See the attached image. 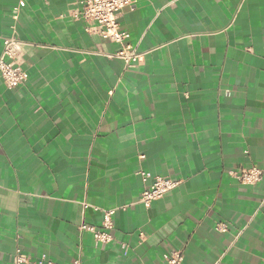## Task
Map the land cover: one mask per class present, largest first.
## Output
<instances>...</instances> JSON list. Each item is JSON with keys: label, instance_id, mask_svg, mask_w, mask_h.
<instances>
[{"label": "crops", "instance_id": "0c3cea01", "mask_svg": "<svg viewBox=\"0 0 264 264\" xmlns=\"http://www.w3.org/2000/svg\"><path fill=\"white\" fill-rule=\"evenodd\" d=\"M74 8L0 0V55L15 24L29 73L0 72V264H264V177L231 175L264 170V0H136L131 67ZM141 169L181 183L145 207ZM103 209L111 242L79 228Z\"/></svg>", "mask_w": 264, "mask_h": 264}, {"label": "built area", "instance_id": "2783aa9c", "mask_svg": "<svg viewBox=\"0 0 264 264\" xmlns=\"http://www.w3.org/2000/svg\"><path fill=\"white\" fill-rule=\"evenodd\" d=\"M135 2L136 0H73L75 7L73 16L76 19L84 20L88 30L97 28L101 36L119 43L120 48L114 54L108 55L123 59L127 67L137 64L142 53L132 44L125 42L127 33L120 30L118 18L124 7L131 6ZM25 45L26 43L17 36L16 25L12 24V32L5 37L0 55V72L8 88L24 85L29 79V73L23 66ZM140 158L144 159L145 155L140 154ZM140 174L146 185L139 202L145 207L151 206L153 201L163 197L181 183V179L154 174L149 170L141 169ZM231 175L241 184L255 185L263 179L264 170L257 165H252L233 170ZM88 205V203L83 202L84 208ZM102 212L103 219L100 226L83 222L79 228L81 231H91L96 241L111 242L113 240L111 230L114 227L115 209H103ZM216 229L227 231L228 226L224 222H219L216 224ZM163 258L167 264H184V253L179 250L164 253ZM15 264L59 263L45 254L33 260L18 250L15 256ZM74 264H81L80 259H76Z\"/></svg>", "mask_w": 264, "mask_h": 264}]
</instances>
